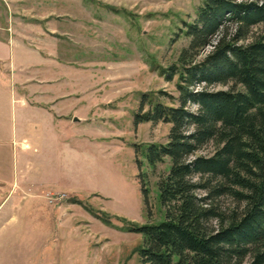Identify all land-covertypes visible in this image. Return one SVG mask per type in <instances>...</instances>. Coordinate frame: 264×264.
<instances>
[{
	"label": "rangeland",
	"instance_id": "374dc122",
	"mask_svg": "<svg viewBox=\"0 0 264 264\" xmlns=\"http://www.w3.org/2000/svg\"><path fill=\"white\" fill-rule=\"evenodd\" d=\"M199 3L0 0V32L7 29L30 48L27 83L52 84L58 75L64 113L74 120L66 117L64 123L58 179L38 149L21 159L17 150L0 157V189L8 195L2 202L0 196V264H140L143 235L133 226L162 219L155 182L168 162L152 169L142 165L148 189L144 204L133 145L165 142L168 124L134 125L133 113L140 93L172 103L168 96L177 94L176 76L166 81L161 68L174 63L186 45L180 28L193 19ZM256 34H264V23L251 28L250 36ZM78 134L81 141L89 140L86 147L78 143ZM212 148L208 143L196 154L208 155Z\"/></svg>",
	"mask_w": 264,
	"mask_h": 264
},
{
	"label": "trees",
	"instance_id": "16d2710c",
	"mask_svg": "<svg viewBox=\"0 0 264 264\" xmlns=\"http://www.w3.org/2000/svg\"><path fill=\"white\" fill-rule=\"evenodd\" d=\"M259 23L264 0H200L180 28L186 45L161 68L176 76L172 103L140 93L134 125L168 124L165 142L133 145L144 204L142 165L168 162L155 182L162 219L133 226L140 264H264V34L250 36Z\"/></svg>",
	"mask_w": 264,
	"mask_h": 264
},
{
	"label": "crops",
	"instance_id": "0c3cea01",
	"mask_svg": "<svg viewBox=\"0 0 264 264\" xmlns=\"http://www.w3.org/2000/svg\"><path fill=\"white\" fill-rule=\"evenodd\" d=\"M5 31L8 30L0 32V157L17 150L21 159L30 149H38L46 153L43 157L47 166L58 179L59 163L65 151L63 127L66 117H69V123H74L71 113H64L65 105L61 102L64 90L57 83L58 75L52 84L41 83L34 87L27 83L32 78V72H27L32 68V62L27 58L31 54L30 48L10 31ZM31 111L37 116L30 119L27 115ZM82 117L77 115L76 122L81 124ZM76 136L78 143L86 147L85 142L89 143V140L81 141V134ZM61 164L63 168V161ZM1 181L0 178V186ZM14 184H10L9 191ZM2 194L0 189V196ZM6 197L7 194L2 196L1 202Z\"/></svg>",
	"mask_w": 264,
	"mask_h": 264
}]
</instances>
